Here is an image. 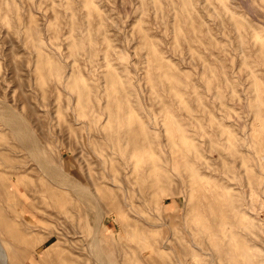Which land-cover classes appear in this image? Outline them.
I'll return each instance as SVG.
<instances>
[{"label":"rangeland","instance_id":"obj_1","mask_svg":"<svg viewBox=\"0 0 264 264\" xmlns=\"http://www.w3.org/2000/svg\"><path fill=\"white\" fill-rule=\"evenodd\" d=\"M0 101L7 264L264 259V0H0Z\"/></svg>","mask_w":264,"mask_h":264},{"label":"bare ground","instance_id":"obj_2","mask_svg":"<svg viewBox=\"0 0 264 264\" xmlns=\"http://www.w3.org/2000/svg\"><path fill=\"white\" fill-rule=\"evenodd\" d=\"M3 39V38H2ZM13 55V54H12ZM16 68V67H15ZM2 75V74H1ZM116 99V98H115ZM1 103H4V101L2 102V101H0ZM6 104V103H5ZM10 106V105H9ZM12 107V106H11ZM14 109V108H13ZM8 110V109H7ZM5 111V110H4ZM3 112V111H2ZM2 112H1V114H0V116L2 115ZM9 112V111H8ZM8 112L6 111V113L8 114ZM4 114V113H3ZM10 115H11V112H10ZM8 116V115H7ZM19 116H20V114H19ZM3 117V116H2ZM12 117V116H11ZM16 118L18 117V115L17 116H15ZM22 117V116H21ZM6 118V117H5ZM4 118V119H5ZM261 118V117H260ZM11 119V118H10ZM13 119H14V115H13ZM18 120H20V119H22V118H17ZM3 120V119H2ZM7 120V119H6ZM12 120V119H11ZM25 120V119H24ZM22 122H23V120H21ZM21 121H20V123H21ZM3 122V121H2ZM5 122V121H4ZM13 122H15V119H14V121ZM6 124H13L12 126H14V123H7V121L5 122ZM16 123H17V120H16ZM18 123H19V121H18ZM5 124V125H6ZM26 125L27 124V122L25 123V122H23V125ZM16 125V124H15ZM18 125H20V124H18ZM18 125H16L17 127H18ZM24 125V126H25ZM27 125H29V124H27ZM11 125H9V127H10ZM14 128V127H13ZM20 128V127H19ZM25 129H26V127H24ZM15 129V128H14ZM17 131H20V129H18ZM24 131V130H23ZM21 132V131H20ZM20 136H21V134L19 133V132H17ZM22 133V132H21ZM25 133V137H31V135L30 134H28V136H26V133H28V132H24ZM30 133H33L32 131L30 132ZM35 137V136H34ZM34 137H33V139H31V140H26L24 143L22 142V137H21V143L23 144V147L25 146H27L31 151L32 150H35V151H37L38 153L37 154H39V148H38V145L37 144H41L40 143V141H38L37 140V138H36V140L39 142H35V140H34ZM25 139V138H24ZM30 139V138H29ZM20 140V139H19ZM29 142V144H26V142ZM22 144H21V147H22ZM40 146V145H39ZM41 146H43V145H41ZM41 146H40V148H41ZM41 149H43V148H41ZM28 150V149H27ZM44 150H45V148H44ZM42 152V151H41ZM47 152V151H46ZM34 153V152H33ZM35 155V154H34ZM40 155H41V153H40ZM37 157V156H36ZM35 157V158H36ZM41 156H39V157H37V159H36V161H38V158H40ZM43 157V156H42ZM39 161H42L41 159L39 160ZM38 161V162H39ZM43 161H45V160H43ZM48 161V160H47ZM37 162V163H38ZM46 162V161H45ZM47 164H49V167L51 166L50 165V163L48 162ZM42 165V164H41ZM44 166H45V164H44ZM39 167V166H38ZM42 167V166H41ZM53 167V166H52ZM51 167V168H52ZM40 168V167H39ZM54 168H55V166H54ZM54 168H53V171H49V169H48V171L49 172H53V174H55L56 175V173H54ZM44 169V168H43ZM46 170H47V168H45ZM57 171H59L58 170V168L56 169ZM55 170V171H56ZM190 170V169H189ZM60 173L62 174V172L60 171ZM52 174V175H53ZM60 175V174H59ZM58 175V176H59ZM67 175V174H66ZM65 175V176H66ZM60 177V176H59ZM61 177H62V175H61ZM67 177V176H66ZM70 177V176H69ZM60 180H61V178H59ZM68 183V182H67ZM74 183V182H73ZM57 185H58V183H56ZM78 184V183H77ZM75 185V184H74ZM74 185H73V187H74ZM75 187H76V185H75ZM81 186H79V188H80ZM78 188V187H77ZM76 188V189H77ZM83 189H85L84 187H83ZM73 190H75V189H73ZM81 190H82V187H81ZM75 191H77V190H75ZM83 192H85L86 194H88V191L87 190H85V191H83ZM80 194L81 193V191H79V192H77V194ZM252 194V193H251ZM81 195H83V194H81ZM89 195H90V192H89ZM84 197V196H83ZM85 198V197H84ZM99 213V212H98ZM101 213V212H100ZM244 214L245 215H247L246 214V212H244ZM99 216H101V215H99ZM100 218V217H99ZM99 220V219H98ZM97 220V221H98ZM102 221V220H101ZM101 221H99V222H101ZM250 221V220H249ZM99 226V225H98ZM225 226V225H224ZM96 227H97V225H96ZM100 227V226H99ZM99 227L98 228H96V229H99ZM225 228V227H224ZM236 230V229H235ZM96 232V231H95ZM97 234V233H96ZM94 235H95V233H94ZM233 234H231V236H232ZM97 236L98 235H96V238H97ZM243 237V236H242ZM95 238V237H94ZM93 238V239H94ZM92 239V240H93ZM97 240V242H98V239H96ZM1 242V241H0ZM93 242V241H92ZM96 242V241H95ZM167 242H168V240H167ZM167 242H162V246H161V250L163 249V250H165L166 249V245H167ZM193 243V242H192ZM90 244V243H89ZM98 244V243H97ZM100 244V243H99ZM92 245H93V243H92ZM230 248H229V250H227V253H228V255H229V257H228V261H227V263H229V264H264V259L262 258V259H260L258 262H254V259L253 258H251V255H250V253H248L247 251L249 250V248H248V250H246L245 249V246L243 245V244H237L236 246H235V248L233 249L232 248V246H230L229 244H227ZM226 245V246H227ZM90 246V245H89ZM95 246V245H94ZM94 246H92L93 248H94ZM53 247V246H52ZM52 247L50 248L51 250H52ZM192 247L195 249V248H197V246L196 245H194V244H192ZM91 249L90 247H89V249L91 250V252L92 251H94V249ZM96 248V247H95ZM97 249H99V248H97ZM240 249H243V251L240 253V252H238ZM244 249L246 250V251H244ZM238 250V251H237ZM263 250V249H262ZM95 251H96V249H95ZM264 251V250H263ZM90 252V253H91ZM249 252H251V251H249ZM49 253V252H48ZM95 253V252H94ZM97 253H100L99 252V250L97 251ZM96 253V254H97ZM16 255L17 256H19L20 255V253L19 252H17L16 253ZM215 255V254H214ZM9 256L10 255H8V252L6 251V249H4L2 246H1V244H0V263L2 262L3 264H7L8 263V260H9ZM101 256H103V254L101 255V253H100V255L98 254V256L97 257H100L101 258ZM259 256V255H258ZM104 258H106L105 256H104ZM212 258V257H211ZM218 258V257H217ZM261 258V257H260ZM27 259V258H26ZM25 259V260H26ZM95 259V258H94ZM97 259V258H96ZM95 259V260H96ZM99 259V258H98ZM97 259V261H99ZM258 259H259V257H258ZM194 260V259H193ZM211 260H213V258L211 259ZM101 261V260H100ZM218 261V260H217ZM1 263V264H2ZM106 263H107V261H106ZM218 263V262H217ZM101 264V263H100ZM103 264H105V262L103 263ZM109 264V263H108Z\"/></svg>","mask_w":264,"mask_h":264}]
</instances>
